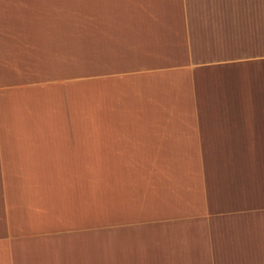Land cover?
Returning <instances> with one entry per match:
<instances>
[{
  "label": "crops",
  "instance_id": "1",
  "mask_svg": "<svg viewBox=\"0 0 264 264\" xmlns=\"http://www.w3.org/2000/svg\"><path fill=\"white\" fill-rule=\"evenodd\" d=\"M235 1L0 0V264H264V25Z\"/></svg>",
  "mask_w": 264,
  "mask_h": 264
},
{
  "label": "rangeland",
  "instance_id": "2",
  "mask_svg": "<svg viewBox=\"0 0 264 264\" xmlns=\"http://www.w3.org/2000/svg\"><path fill=\"white\" fill-rule=\"evenodd\" d=\"M244 6H250L249 8L251 9L252 6H255L254 10H250L252 11V14L250 16H253L255 17V15L259 16V21H260V25H258L256 28H259V29H263V25H264V0H254V1H243V2H238V1H235V2H228L227 3V9L228 10H233V9H237V11L239 9H241L242 7ZM256 10L258 12H256ZM254 28V27H253ZM260 30H259V34H260ZM264 33V32H263ZM256 36H258V33L256 32ZM251 37H253L252 35L249 37L250 39H252ZM254 37H255V29H254ZM255 43H258V46H259V49L261 51V53L264 55V37L261 39V41L259 42H256Z\"/></svg>",
  "mask_w": 264,
  "mask_h": 264
}]
</instances>
